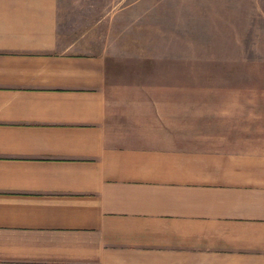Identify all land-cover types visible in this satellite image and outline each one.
Returning <instances> with one entry per match:
<instances>
[{
    "label": "crops",
    "instance_id": "1",
    "mask_svg": "<svg viewBox=\"0 0 264 264\" xmlns=\"http://www.w3.org/2000/svg\"><path fill=\"white\" fill-rule=\"evenodd\" d=\"M68 4L0 0V264H264V88L108 51L167 46L151 0Z\"/></svg>",
    "mask_w": 264,
    "mask_h": 264
},
{
    "label": "rangeland",
    "instance_id": "2",
    "mask_svg": "<svg viewBox=\"0 0 264 264\" xmlns=\"http://www.w3.org/2000/svg\"><path fill=\"white\" fill-rule=\"evenodd\" d=\"M69 0L60 4L69 5ZM74 1H71V6ZM82 3V1H81ZM79 2H75L74 8ZM152 23L176 26V33L167 34L159 47L158 39H152L151 47L112 48L121 56H150L161 62L135 64L137 71H181L197 79L187 80L198 86L207 85L208 73H226L231 87L264 88V0H151ZM165 9V15H158L153 9ZM60 9V18L65 17L68 8ZM82 11V9H81ZM69 15L68 24L82 23V15ZM146 16H136L142 21ZM63 20L61 21L62 24ZM104 36L111 35L104 32ZM124 33L118 35L121 39ZM157 35L153 32L135 31L136 43L143 44V36ZM117 40V39H115ZM110 46L111 41H107ZM164 61V62H163ZM127 70L130 65H123Z\"/></svg>",
    "mask_w": 264,
    "mask_h": 264
}]
</instances>
